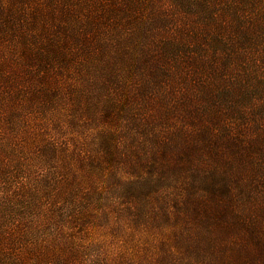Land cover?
I'll use <instances>...</instances> for the list:
<instances>
[{
	"label": "rangeland",
	"instance_id": "374dc122",
	"mask_svg": "<svg viewBox=\"0 0 264 264\" xmlns=\"http://www.w3.org/2000/svg\"><path fill=\"white\" fill-rule=\"evenodd\" d=\"M0 240L264 264V0H0Z\"/></svg>",
	"mask_w": 264,
	"mask_h": 264
},
{
	"label": "trees",
	"instance_id": "16d2710c",
	"mask_svg": "<svg viewBox=\"0 0 264 264\" xmlns=\"http://www.w3.org/2000/svg\"><path fill=\"white\" fill-rule=\"evenodd\" d=\"M12 250L7 241L0 240V264H27L20 256L11 255Z\"/></svg>",
	"mask_w": 264,
	"mask_h": 264
}]
</instances>
